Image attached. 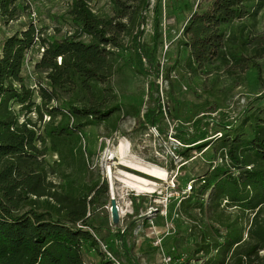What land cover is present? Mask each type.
I'll use <instances>...</instances> for the list:
<instances>
[{"label": "trees", "instance_id": "1", "mask_svg": "<svg viewBox=\"0 0 264 264\" xmlns=\"http://www.w3.org/2000/svg\"><path fill=\"white\" fill-rule=\"evenodd\" d=\"M250 1L213 0L189 19L185 44L190 47L187 65L194 73L223 67L228 74H240L257 64L264 55V33L251 35L246 24L226 30L234 21L256 16L264 0H253L254 13ZM114 4L115 16H100L87 0H73L67 10L72 33L47 40L31 22L0 45V264H89L86 253L92 250L106 257L90 209L107 191V184L96 182L80 194L63 192L48 179L51 169L45 156L51 149L70 165L77 148L74 135L84 125L113 120L123 110L110 83L125 35H132L130 47L139 71L153 76L151 85L159 92V37L156 32L152 47L141 27L146 11L157 14L158 1L114 0ZM25 11L19 0H0V23L18 20ZM36 39L44 50L34 67L41 77L31 88L23 69ZM63 94L74 97L67 109L51 105ZM22 110L26 113L21 121ZM164 112L158 95L144 122L155 125ZM32 113L39 121L45 114L50 117L44 132ZM58 114L67 122H56ZM208 118L195 119L193 130L178 136L186 147L179 154L187 156L191 149L214 141ZM245 126L250 133L235 128L223 135L222 146H214L218 160L205 163L194 177L198 184L179 203V211L194 221L198 213L193 209L208 216L207 222L200 219L194 224L199 242L193 254L202 253L203 264H264V106L243 119L241 127ZM125 235L126 230H117L118 243L126 258L137 264ZM103 264L114 262L108 259Z\"/></svg>", "mask_w": 264, "mask_h": 264}, {"label": "rangeland", "instance_id": "2", "mask_svg": "<svg viewBox=\"0 0 264 264\" xmlns=\"http://www.w3.org/2000/svg\"><path fill=\"white\" fill-rule=\"evenodd\" d=\"M72 1L19 0L26 6V11L18 20L7 25L0 23V45L8 36L34 20L47 40L72 33L74 27L67 15ZM87 1L100 16L116 15L114 0ZM157 1V14L153 9L146 11V22L141 27L152 47L156 32L159 37L156 52L162 71L157 80L159 92L151 85L153 76L139 71L130 47L132 35H125L124 47L118 50L110 83L117 100L123 104V110L114 115L113 120L86 124L81 132L74 135L77 148L70 165H66L59 154L48 149L45 156L51 169L48 179L54 182L55 188L72 194L85 193L96 182L107 184V191L91 206V222L97 228V237L107 245L120 264H135L126 258L123 247L118 243L117 230L120 229L126 230L125 237L137 264H166V256L173 260L170 264H203L206 257L200 252L193 254L199 242V229L194 224L200 219L202 223L207 222L208 216L203 217L199 210L193 209L194 214L198 213L194 223L193 219L179 211V203L191 192L192 185L198 184L194 177L205 163L218 160L214 146H222L226 140L223 136L225 133L235 128L250 133L247 126L242 128L241 124L254 109L264 106V55L256 59V65L251 64L240 74H228L223 67H209L208 71L194 73L187 65L190 47L185 44L188 39L185 26L196 11L207 7L213 0ZM255 4L253 0L249 3L253 13L257 8ZM240 24H246L251 35L263 34L264 1L256 16L234 21L226 25V30L232 32ZM138 25L132 28L133 32H136ZM41 53L42 47L37 40L24 60L23 75L25 83L31 88H36V81L41 77L34 69ZM158 95L165 105V112L157 116L155 125L145 123L143 116L156 107ZM34 98L40 101L37 93ZM73 99V96L63 94L51 105L58 104L67 109L68 102ZM16 108L19 105L16 104ZM25 113V110L21 111V121ZM202 115L209 116V134L213 143L202 149L193 148L187 156L179 154L186 147L178 136L193 130V121ZM30 116L38 121L39 130L44 132L50 117L45 114L43 120L39 121L36 113ZM63 118L62 114H58L56 122H67V118ZM69 122L73 120L70 118ZM224 124L229 126L224 127ZM47 144L49 146V141ZM121 144L129 157L165 169L168 178L157 179L127 168L120 164L118 155L108 160V151L117 149ZM107 165L113 170L125 169L156 180L162 186L155 192L144 193L128 189L126 199L130 201L132 211H119V220L114 222L110 190L112 185L120 188L122 184L116 178L111 182ZM117 202L120 206V202ZM121 203H124V199H121ZM86 260L89 264H103L108 259L101 252L92 250L86 253Z\"/></svg>", "mask_w": 264, "mask_h": 264}, {"label": "bare ground", "instance_id": "3", "mask_svg": "<svg viewBox=\"0 0 264 264\" xmlns=\"http://www.w3.org/2000/svg\"><path fill=\"white\" fill-rule=\"evenodd\" d=\"M116 155H118L120 158V164L126 166L127 168L136 170L137 172L157 179L166 180L168 178V174L165 169L137 160L136 158L129 157L128 153L124 150L123 144H121L115 150H109L107 153V159L111 160ZM106 171L112 183L113 179L116 178L120 180L122 184L120 188H116L114 185H112L110 190L111 195L120 202L119 211L121 213H125L127 211L130 212L131 210L130 201L126 199L128 189L135 190L139 193H144L155 192V190H159L162 186V184L156 180L144 177L140 174L125 169L113 170L110 165H107ZM121 199H124V203H121Z\"/></svg>", "mask_w": 264, "mask_h": 264}, {"label": "built area", "instance_id": "4", "mask_svg": "<svg viewBox=\"0 0 264 264\" xmlns=\"http://www.w3.org/2000/svg\"><path fill=\"white\" fill-rule=\"evenodd\" d=\"M32 23L37 27L35 20L32 21ZM37 29L39 30L38 27H37ZM38 35L39 34L37 33V37H36L37 39H38ZM43 50H44V48H42V51ZM101 247H102L103 251L105 252L107 259L112 260L114 262V264H120V262L117 260V258L108 250L107 245H105V244H103V242H101ZM165 259H166L165 260L166 264L173 263V260L171 259L170 256H166ZM167 261H169V262H167Z\"/></svg>", "mask_w": 264, "mask_h": 264}, {"label": "water", "instance_id": "5", "mask_svg": "<svg viewBox=\"0 0 264 264\" xmlns=\"http://www.w3.org/2000/svg\"><path fill=\"white\" fill-rule=\"evenodd\" d=\"M118 200L114 197L111 196V213H112V217L114 222H118L119 217H120V212H119V206H118Z\"/></svg>", "mask_w": 264, "mask_h": 264}, {"label": "crops", "instance_id": "6", "mask_svg": "<svg viewBox=\"0 0 264 264\" xmlns=\"http://www.w3.org/2000/svg\"><path fill=\"white\" fill-rule=\"evenodd\" d=\"M127 245L130 247L129 243L127 242Z\"/></svg>", "mask_w": 264, "mask_h": 264}]
</instances>
